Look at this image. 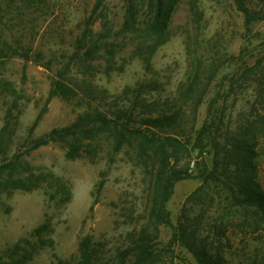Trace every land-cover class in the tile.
<instances>
[{"label":"trees","instance_id":"trees-1","mask_svg":"<svg viewBox=\"0 0 264 264\" xmlns=\"http://www.w3.org/2000/svg\"><path fill=\"white\" fill-rule=\"evenodd\" d=\"M104 1L96 0L84 30L76 39L74 54L57 66L49 91L48 101L60 96L83 106V111L71 124L34 137L38 119L30 128L25 152H12L18 116L9 107L0 130V193L45 187L51 199L70 201L72 191L65 180L53 172L29 167L25 154L42 146L61 145L70 160L83 155L95 158L103 153L108 163L114 164L118 156L126 155L142 170L147 182L144 214L137 222L129 223L133 228L128 232V243L111 250L92 235H86L79 242L78 256L57 257L53 264H176V248L191 255V260L185 258L186 264H230L225 252L227 247H233L228 236L230 226L245 233H257L263 241L256 257L243 264H264V187L258 179L255 160L259 139L264 136V112L245 117L228 135L224 133L228 128L224 116L219 114L217 99H213L197 128L199 107L212 80L220 67L234 60L233 56L212 60L201 52L199 36L194 34L200 31L203 18L199 0H189L192 31L195 30L192 36L197 47L192 50V44L188 46L192 65L185 83L165 98L160 96L163 90L152 88L156 82L141 83L135 88L128 87L124 97L113 101L109 100L107 89L93 85L84 75L97 65L111 71L125 39H141L136 55L151 71L153 55L168 39L166 32L178 0H126L120 32H114ZM235 2L246 19L263 17L259 11L250 10L245 0ZM119 36L123 41L116 43ZM21 55L31 59L28 54ZM9 56L0 46V58ZM260 64L257 74L263 83L264 63ZM0 87L5 93L16 92L9 82H1ZM153 91L159 97H154ZM259 95L264 99V88ZM205 152L213 154L212 167L204 158ZM193 158L196 172L190 166ZM189 178H201L202 183L187 197L175 224L167 203L175 184ZM104 184L101 179L96 188L98 194ZM214 206L219 215L207 232L204 216ZM195 208L198 214L192 216ZM162 225L173 231L167 243L160 239ZM49 231L48 222L35 228L30 237L13 247L7 262L2 264H29L40 249L43 235Z\"/></svg>","mask_w":264,"mask_h":264},{"label":"rangeland","instance_id":"rangeland-1","mask_svg":"<svg viewBox=\"0 0 264 264\" xmlns=\"http://www.w3.org/2000/svg\"><path fill=\"white\" fill-rule=\"evenodd\" d=\"M252 11H259L261 19L248 20L238 10L235 0H199L203 12L201 29L192 31L189 0H178L176 11L167 30L168 39L152 57L151 71L145 68L136 55L141 39L128 41L119 36L116 43L123 45L111 71L97 65L84 75L93 85L108 90L109 100L124 97V91L141 83L156 82L152 88L160 96L175 94L186 81L191 70L192 50L197 42L192 32L199 36L201 52L212 60L233 56V61L219 68L204 96L198 111L196 126L200 127L207 115L208 105L217 99L219 114L224 116L229 135L235 125L245 117L264 112V99L259 95L264 88L257 71L264 63V0H245ZM96 0H0V46L10 55L0 58L1 82L11 83L16 92L5 93L0 87V130L6 112L12 107L17 114V133L12 152H25L27 137L33 123L37 126L34 137L55 127L71 124L83 111V106L60 96L48 101L52 76L59 64L71 59L76 39L85 28ZM114 32H120L125 19L126 0H105ZM189 36L192 39L189 40ZM195 36V35H194ZM17 51V53H15ZM21 54L31 56L26 60ZM235 57V58H234ZM62 62V63H60ZM97 64V63H95ZM257 66V68H255ZM79 78H81L79 76ZM149 89V88H147ZM154 97H159L153 91ZM148 97L150 94L147 95ZM40 117V118H39ZM258 179L264 187V136L256 148ZM212 167L213 154L204 153ZM32 169L53 172L65 180L72 191L70 201L62 203L59 197L50 198L45 187L31 191L14 190L0 193V264L23 238L48 222L50 231L43 235L40 249L29 264H53L56 258L70 259L79 254L83 236L92 235L115 250L128 243L130 222H137L147 204V182L142 170L126 155L109 164L103 153L92 158L83 155L74 160L65 157V149L58 144L42 146L25 154ZM196 172V158L190 163ZM105 180L97 193V185ZM202 183L201 178L183 179L175 184L167 203L176 224L182 215L187 197ZM214 206L204 216L207 232L219 214ZM198 214V208L192 216ZM132 215V217H130ZM203 227V229H204ZM202 229V230H203ZM172 228L160 226V239L167 243ZM228 236L232 248H226L230 264H243L256 257L261 248L257 233H245L230 226ZM191 255L175 249L176 264H186Z\"/></svg>","mask_w":264,"mask_h":264}]
</instances>
